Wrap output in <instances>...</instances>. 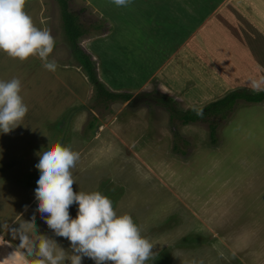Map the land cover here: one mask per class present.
Here are the masks:
<instances>
[{"label":"rangeland","instance_id":"rangeland-1","mask_svg":"<svg viewBox=\"0 0 264 264\" xmlns=\"http://www.w3.org/2000/svg\"><path fill=\"white\" fill-rule=\"evenodd\" d=\"M40 1L42 8L37 2L26 0L25 11L38 28H47L55 38L49 60L56 62L57 69L54 72L46 70L38 57L19 61L0 52V80L19 78L22 84L20 95L28 107L21 125L8 134L0 133V169L4 170L3 173L0 171V179L4 178L10 166H17L12 179H18L15 173L23 178L29 175L26 179L33 180L36 185L39 175H30L28 156L35 155L38 140L48 143L42 137V130H46L49 141L51 138L50 143L59 142L76 152L84 142L88 150L96 148V162L88 174L76 170L77 162L72 169L75 180L73 191L110 193L111 196L107 197L117 214H129L139 226L142 236L152 243L155 256L147 264H264V102L251 104L237 101L226 119H210L217 125L215 143H211L207 123L182 126L177 120L170 122L168 112L153 100L158 93L163 94L156 79L152 85L143 87L144 90L132 93L127 102L98 100L69 47L59 4L56 0ZM66 1L68 11L77 16L85 31L77 41L78 47L91 56L99 81L112 91L100 74L109 69L117 79L118 69L105 61L99 68V61L92 53L96 54L98 39L108 40L113 33L114 24L108 22L105 14L112 13L119 20L129 17L131 22L129 11H111L115 8L107 0ZM221 1L187 0L186 6V1H181L169 11L171 0H149L145 4L143 0H135L133 4L137 12L127 31L138 38L152 40L153 36H159L158 33L164 38L163 45L148 44L159 52L155 63H150L149 70L164 55L173 51L165 45L170 42V34L164 30L157 32L164 24L160 17L162 10L170 13L169 17H163L165 25L170 26L186 15L185 10L203 18ZM208 22L198 34L200 36L197 35L198 38L192 42L197 48L191 47L185 53L174 56L161 71L163 77L171 76L176 89L182 91L173 95L180 111L205 106L234 90H264V84L260 90H254L251 85L252 80L264 77V0H227L221 11ZM94 40L95 44L88 48L87 45ZM146 57L141 54L130 64L141 81L147 75L143 70ZM189 79L200 85L204 80L203 85L209 89L197 92L198 87L188 86ZM183 92L194 95L189 97ZM145 93L152 99L142 96ZM71 95L84 99L80 102L72 99ZM146 99L148 104L144 102ZM154 126L165 132L160 135L161 140L157 138V142L153 143L155 146L161 144L165 157L156 151L157 147L150 144L149 149L144 147L147 143L143 134L145 130L154 137L160 134ZM173 129L180 137L177 144ZM117 143L125 145L126 150L121 153L114 151L112 155L123 154L125 160L134 166L140 162L145 165L143 179H137L131 168L123 165L120 159L118 166L128 172L129 179L124 175L108 178L115 175L117 169V165H113L107 171V167L113 164L112 159H107L108 154L111 155L109 149ZM128 143L133 144L127 150ZM135 144L139 148L136 149ZM197 152L205 154L207 161L202 158L204 155L199 157ZM8 155L20 158L18 162L26 164L22 167L9 157L10 165ZM104 156V160L101 159ZM174 157L186 166V173L183 167L176 165L179 166V173H172L173 179H166L167 167L166 172L161 173L154 161H163L164 158L170 161ZM80 166L89 165L81 162ZM139 170L137 174H140ZM102 171H107V174L96 179V174ZM7 202L0 199V215L13 210ZM69 214L71 218L76 217L72 209H69ZM2 222L4 218H0V224ZM35 228L40 230L41 224ZM60 247L65 250L68 243L61 242ZM4 252L1 261L9 260L7 263L14 264L16 255L10 257L8 248ZM82 264L95 262L83 257Z\"/></svg>","mask_w":264,"mask_h":264},{"label":"clouds","instance_id":"clouds-1","mask_svg":"<svg viewBox=\"0 0 264 264\" xmlns=\"http://www.w3.org/2000/svg\"><path fill=\"white\" fill-rule=\"evenodd\" d=\"M111 2L127 7L132 0ZM25 5L26 0H0V52L19 61L38 57L46 70L54 72L57 64L49 56L55 38L50 30L34 24ZM262 84L264 77L251 81L254 90H260ZM21 90L19 78L0 80V133H10L27 115ZM35 155L37 211L55 236L69 241L71 254L48 236L36 234V240L28 245V256L34 259L25 260V264H82L83 257L95 264H147L154 258L152 243L142 236L129 214L118 215L112 201L99 191H73L72 169L79 160L78 152L57 142ZM74 203L78 208L76 217L71 218L69 207ZM30 226L36 233L34 224Z\"/></svg>","mask_w":264,"mask_h":264},{"label":"crops","instance_id":"crops-1","mask_svg":"<svg viewBox=\"0 0 264 264\" xmlns=\"http://www.w3.org/2000/svg\"><path fill=\"white\" fill-rule=\"evenodd\" d=\"M31 1V0H30ZM38 3V6L42 8V3L40 0H32ZM111 0H107V3ZM134 1L132 0V3L127 7H118L114 5L112 2H110V6L114 7L113 10H127L129 11V16L131 15L132 21H129V17L127 20H119L118 16L114 17V14L108 13L105 14L108 22H111L114 24V30L111 36L108 40H101L98 39L96 42V54H93V57L99 61V68L100 65H102V62H108L109 64L114 65L118 71H117V79L114 77L116 75H112L109 69L105 70V74H100V78L105 82V84L114 92H122V91H129V94H132L134 92H139L141 90H144L143 87L152 85V81L156 79L155 82H159L158 84L159 89L163 92V94L169 95L173 97L175 94H181L182 91H179L176 89V85L173 81V78L171 76L163 77L162 76V70L164 67L171 61V59L174 56L180 55L181 53H185L186 49H190L191 47L197 48L196 44H193L192 42L195 41L200 31L209 23L208 21L212 20L220 11L221 9L227 4V0H222L209 14H206L203 18L198 17L196 13H191L189 10H185V16L182 17V19L173 21L172 25L166 26L165 22L163 20V17L170 16V13L164 12L162 10L160 12V17L164 24H162L161 28L157 29V32H162L163 30L168 32L170 34L169 40L170 42L166 43L165 45L170 50H173L169 52V54L164 55V58L158 63L155 64L154 67L150 69V63H155L154 61L157 58L158 51L156 52L154 49H151L149 45L151 46H160L163 45L164 42L162 39L163 36L158 33L160 36H153L154 39L150 40L147 38H142L137 35H132L131 31H127V27H130L131 24H133L134 21V15L137 12V8L134 6ZM149 0H143V3H147ZM152 2L158 1V0H150ZM181 1H186L185 6L188 4L187 0H171V4L168 6V10L170 11L174 7H176L175 4L181 3ZM35 9V7H34ZM186 9V8H185ZM105 9L103 10V12ZM101 11V13L103 14ZM37 15V14H36ZM37 17V16H36ZM197 19V20H196ZM198 35V36H197ZM151 43V44H150ZM95 44V40L90 42L87 46L88 48ZM149 44V45H148ZM194 50V49H192ZM141 54H144L146 57L145 64L143 66V70L146 71L147 75L143 77V80L141 81V78L139 74L134 71L130 64L131 60L133 61L135 57H139ZM135 69H138L136 65L133 66ZM100 72V71H99ZM123 73V74H122ZM202 85L197 84L196 82H190V79L188 81V86L192 88H199L197 92H205L206 89H209L208 87L204 86V80L200 82ZM90 89V87H89ZM159 90V91H160ZM89 91V90H88ZM160 91V92H161ZM191 92V91H190ZM184 94L188 95L189 97L193 96V93L183 92ZM74 100H80V102L84 99H79L78 97L71 95ZM88 96V95H87ZM174 99V97H173ZM72 100V102L74 101ZM87 100V98H86ZM215 101V100H213ZM82 115V112L80 113V116ZM146 117L148 119V115L146 114ZM57 125H59L57 123ZM155 127V126H154ZM95 129V128H94ZM93 129V130H94ZM156 131L160 134H156V137L149 134V132L146 133V130L143 132L144 135H146L144 147L146 149H149V144L152 147H157V152H161L163 154V157H165V154L162 151L161 144L159 146L153 145V143L157 142V138H160L162 136V132L158 127H155ZM42 137H45L48 143L43 144L41 140H38L36 143V149L35 153L37 151H40L43 147H46L47 144L50 143L49 135L46 134V130H42ZM156 132V133H157ZM146 133V134H145ZM165 133V132H163ZM48 137V138H47ZM161 140V138H160ZM160 143V141H159ZM118 145L112 146L109 149L107 159H112L113 164L109 167H107V171L109 168H111L113 165H117V169L115 172V175H112L108 178H115L120 177L121 175H124L126 179H129L130 175H126L128 172L122 167L118 166V159L122 161L121 163L123 165H128L129 168H131V172L137 177V179H143V175L145 173L146 166L143 165L141 162L137 165H133L131 162L126 161L125 158L120 155H112L114 151H119L120 153L125 151V145ZM133 143H128V149H131ZM136 146V144H135ZM171 147V146H170ZM139 148L136 146V149ZM141 148V147H140ZM143 151L146 152V149L141 148ZM206 149H204L205 152ZM195 151V147H194ZM77 152L79 153V165L76 167L77 171H80L81 174H88L91 166H93L96 162V148L88 150V145L83 142V144L77 149ZM3 153L5 155V148L3 150ZM147 153V152H146ZM199 157H202L205 161V154H202L200 152H197ZM105 155V153H104ZM120 157L118 158V156ZM6 156V155H5ZM148 156V154H147ZM11 156H7L9 159L10 165H11ZM107 157V155H106ZM105 156L101 159L104 160ZM15 161H17V164L19 165H25L26 163L18 162L20 158H12ZM25 159V157H23ZM29 159V166L31 167L30 171L32 175L37 174L39 175L38 170L35 168L36 163H38V158H36L35 155L31 154L28 156ZM26 159V160H28ZM81 162H84V164L89 165L88 167L80 166ZM153 162V161H151ZM155 165L158 166V169L162 172H166L167 167V178L166 179H173L172 173H179L178 167H183L185 173H186V166H182L180 162H178V158L174 157L172 160L167 161L166 158L163 159V161H154ZM153 164V163H152ZM154 165V164H153ZM179 165V166H176ZM176 166V167H175ZM15 169L18 170L17 166L14 168L12 166L9 167L8 171L6 172V175H3V179H0L2 183H0V199L3 201L8 200L7 204L12 206L13 210L5 215H0V218H4V222L0 224V264H8L3 263L1 261V258L3 256L4 250L8 248V252L10 253V257L15 256V260L19 259L23 264H25V260H32L34 257L28 256V245L30 242L36 240V234L38 235H46L50 239H53L59 246L61 242L68 243V247L65 249V251L70 250V244L67 239H62V237L55 236L52 230L48 228V226L44 223V220L41 218V215L37 211V206L35 202V187L33 180L23 178L20 174L15 175L18 177V179H12ZM140 169V170H139ZM37 170V171H36ZM139 170L140 174H137V171ZM0 171L3 173V169L1 168ZM10 171V172H9ZM77 171H74L75 173ZM107 171L98 172L96 174V179L99 177H104L107 173ZM9 172V173H8ZM30 173V172H29ZM28 174V173H27ZM180 175V174H179ZM74 177V176H73ZM21 179L22 181H20ZM153 179V178H149ZM180 179V177H179ZM9 181V182H6ZM27 187V188H26ZM102 192H104V189H102ZM106 196H111L109 193L104 194ZM78 205L74 203V205H71L69 209H72V211H75L77 213ZM28 217V218H25ZM9 217V218H6ZM27 222V223H26ZM30 223H33L34 226L37 224H41L40 230H36V233L33 231L32 227L30 226ZM22 237L24 238L22 240ZM9 260H7L8 262ZM66 264V262H65Z\"/></svg>","mask_w":264,"mask_h":264},{"label":"trees","instance_id":"trees-1","mask_svg":"<svg viewBox=\"0 0 264 264\" xmlns=\"http://www.w3.org/2000/svg\"><path fill=\"white\" fill-rule=\"evenodd\" d=\"M60 6L61 10V19L64 26V33L66 34L67 40L69 42V47L73 52L74 57L81 65L89 83L93 86L95 90V95L98 100L105 101H123L127 102L132 98L131 94H122L109 91L105 88L103 83L99 81L94 62L91 59V56L79 48L77 41L79 38L84 36L85 31L82 29V26L78 23L77 16L68 11L67 1L66 0H56ZM144 97H151L148 93L142 95ZM150 99V98H149ZM152 99V97H151ZM154 103L162 107L168 112L170 122L177 120L181 123L182 126H187L193 123H207L209 127V139L211 143H215V132L217 125H215L211 120L216 119H226L230 113L233 111L234 106L237 101H244L251 104H259L264 102V90L260 91H243V90H234L228 93L226 96L208 103L205 106L188 109L186 111H180L177 107L176 101L164 94H157L156 97H153ZM152 100V101H153ZM146 104L149 100H144ZM211 119V120H210ZM90 126V125H89ZM92 128V127H91ZM174 133V142L177 144V141L180 140L179 135L173 129ZM183 142V141H182ZM176 149V146L174 147ZM158 260V259H157ZM3 263L5 260H2ZM8 264H13L9 262ZM14 264H23L19 259L14 261Z\"/></svg>","mask_w":264,"mask_h":264}]
</instances>
